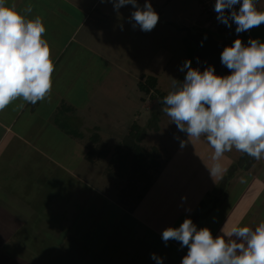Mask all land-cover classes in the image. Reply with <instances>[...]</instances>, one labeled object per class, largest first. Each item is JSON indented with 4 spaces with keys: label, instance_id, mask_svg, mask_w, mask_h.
I'll use <instances>...</instances> for the list:
<instances>
[{
    "label": "rangeland",
    "instance_id": "1",
    "mask_svg": "<svg viewBox=\"0 0 264 264\" xmlns=\"http://www.w3.org/2000/svg\"><path fill=\"white\" fill-rule=\"evenodd\" d=\"M70 1L81 2L83 12L63 2L61 11L56 0L17 3L21 13L28 6L38 9V14L30 13L28 18H42L52 58L53 52L63 54L54 64L50 97L30 119L32 129L26 132L30 145L20 154L29 160L22 166L11 162L2 173L3 189L11 195L7 201L25 218L19 232L1 247L10 255L6 263L156 264L151 258L155 253L163 264H181L188 248H181L175 240L165 244L162 232L178 228L185 219H191L197 230L208 228L214 238L223 235L224 226L227 231L236 223L254 230L264 221V157L246 170H235L227 194L205 212L210 205L207 199L216 195L221 176L241 152L235 148L225 152L219 160L222 173L211 176L209 169L216 162L206 137H188L161 111L164 97L172 90V79L181 82L185 78L187 69L180 70L184 62L190 60L196 68L204 53L180 27L188 26L197 38L204 33L216 40L236 39L235 23L227 30L217 17L204 12L200 0H165L164 4H151L159 20L153 30L145 32L139 25L133 27L132 5L117 12L112 0ZM44 2L49 11L44 10ZM137 3L143 8L145 2ZM81 18L82 24L75 28ZM248 31L263 41L264 23ZM85 33L97 36L91 44L95 51L79 52L78 64H70L76 59L60 64L77 42L85 40ZM148 75L156 77V85L140 91L138 81L144 82ZM55 96L66 102L47 119V104L55 102ZM151 111L157 112L155 127L147 128L140 144L157 150L158 172L149 171L146 185L143 179L134 178L133 195L119 200L130 183L106 173L108 154L92 161L84 159L89 135L97 132L100 148L112 151L130 123L147 125ZM181 140L186 141L183 148ZM34 145L42 146L51 161L37 162ZM0 160L6 163L1 153ZM137 194H141L139 201ZM200 200L204 205L197 210ZM134 203L133 209L126 208Z\"/></svg>",
    "mask_w": 264,
    "mask_h": 264
},
{
    "label": "clouds",
    "instance_id": "2",
    "mask_svg": "<svg viewBox=\"0 0 264 264\" xmlns=\"http://www.w3.org/2000/svg\"><path fill=\"white\" fill-rule=\"evenodd\" d=\"M112 3L117 12L132 5L134 28L139 25L149 32L158 23L159 15L148 0L143 8L137 0ZM214 11L229 28L235 23L236 33L264 23V10L258 9L257 0H216ZM31 12V6L21 13L0 0V111L18 99L36 104L50 97L55 70L51 47L44 38L42 18H28ZM221 63L231 70L230 75L218 76L212 66L201 72L186 60L180 69H187L184 81L172 79V90L162 101V111L179 131L196 139L206 137L216 162L209 169L211 176L222 173L219 160L233 148L257 160L264 157V42L250 38L245 46L237 38L222 51ZM180 146L185 147L186 141L181 140ZM221 232L214 238L208 228L197 230L191 219H185L178 228L163 230L162 240L165 244L175 240L188 248L181 264H264V221L254 230L236 223ZM151 258L163 264L155 253Z\"/></svg>",
    "mask_w": 264,
    "mask_h": 264
},
{
    "label": "crops",
    "instance_id": "3",
    "mask_svg": "<svg viewBox=\"0 0 264 264\" xmlns=\"http://www.w3.org/2000/svg\"><path fill=\"white\" fill-rule=\"evenodd\" d=\"M19 1L20 0H7V3L9 5H15V7H17V10H19V8L17 6V3ZM56 1H57V4H59V6H57V8L61 11H63V10L61 9L60 5H61V2H63V3L74 4L73 8L76 11H78L79 13L83 12V10L81 9V7L79 5V3H81V2H78V1L71 2L70 0H56ZM143 1L145 2V0H143ZM164 1L165 0H151V4H153V3H159V4L163 3L164 4ZM43 6H44V10H48V11L50 10V6L48 3L46 4L44 2ZM199 6H200V4H199ZM257 7L259 10H263L264 9V0H257ZM200 9H201V6H200ZM65 10H66V8H65ZM42 11H43V9H42ZM31 13L38 14V9H36V8L33 9ZM65 14H67V13H65ZM99 17H101V16H99ZM83 20H84L83 18L79 19L76 22L75 28L80 26L82 24ZM91 21H94V17L91 18ZM75 30L76 29H74V31ZM246 32L249 34V38L247 39L248 41L250 38L251 39H257L248 30ZM83 35L85 36V40L77 42L74 50H72V52L70 54L66 55V57L64 58V60L60 64H69V62H71L72 59L77 58V56L79 55V52H81L82 50L83 51L84 50H88V51L90 50L92 52L95 51L94 48H92L91 44H92V42H95V38H97V36L95 34H89V33H85ZM109 38L113 39L112 36H110ZM261 42H264V39ZM62 54L63 53H60L59 55L56 56V52H53L54 58H52V60H53L54 64L55 63L57 64V61L61 58ZM70 64H78V59H76L73 63H70ZM71 73L73 74L74 72H71ZM51 91H52V89H51ZM54 98L56 99L55 102L51 101L47 104L49 106V111L47 113V119L50 117L51 118L54 117L53 115H55V111L59 108L58 105L60 103L66 102V101H64V99L62 97H56L55 96ZM44 102L45 101L41 100V101H38L36 104H31L30 107H28V110H26L27 111L26 112L25 108L27 109V106L29 103L23 101L22 99H18L16 101H14L12 104H10L8 107H6L3 111H0V153L2 154V158L6 159L5 164L2 163L3 160H0V264H7L6 262L10 256V255L8 256L7 253H3V249H1V247L4 246L12 237H14V235H16L19 232V230L21 229V226L24 225V221H25V218H23L21 216V215H23L21 213V210H19V213L15 212L13 209V206H14L13 202L11 204V201H7V199H9L11 195L9 192H7L3 189L4 188V185H3L4 180L2 181V173L4 172V170L6 169L7 166L11 165V162H17L16 164H19L22 166V165H25V163L29 160L28 158H25L24 156H22L20 154L25 150L26 146L29 144V142L27 140L28 136L26 135V132H28V131H30V129H32L30 126L32 123L30 121V119H31L32 115H35V113H37V111H39L38 106L41 104H44ZM21 105H23V106L21 107ZM66 110H68V109H66ZM25 112L27 113V115L26 114L22 115ZM34 147L35 148H34L33 154H36L35 159H37V162H39L41 160H47L49 162L51 161V155L46 154V152L42 146H40V145L35 146L34 145ZM32 157H34V156H32ZM38 159H39V161H38ZM16 160H18V161H16ZM22 162L24 164H21ZM30 162H32V161L30 160ZM16 164L12 163V166H15ZM23 171L26 173L25 168L23 169ZM4 193H6V194H4ZM10 205H12V206H10ZM17 205L18 204L16 202L15 206H17Z\"/></svg>",
    "mask_w": 264,
    "mask_h": 264
},
{
    "label": "trees",
    "instance_id": "4",
    "mask_svg": "<svg viewBox=\"0 0 264 264\" xmlns=\"http://www.w3.org/2000/svg\"><path fill=\"white\" fill-rule=\"evenodd\" d=\"M229 29L232 30L233 27H228L227 30ZM238 35H242L246 38L244 32L238 33ZM156 82L157 80L155 76L148 75L145 77L144 82L138 81V89L140 91L147 92L149 87H154L156 85ZM156 118L157 112L151 111L146 126H140V124H138L136 121L130 123L126 129V132L124 133V136L122 137V141L116 144L112 151L100 148L99 135L97 132L89 135L90 145H88L83 154L84 159L87 161H92L95 158H101L108 154L109 159L105 169L106 173L111 177L127 178V181L130 183L128 185L129 189L126 190V192L123 190L120 192L119 200H123L122 198H125L126 195L128 196V194L131 196L132 191L135 188L133 187L134 178L139 180L143 179L145 183L144 185H146L148 184L149 171L158 172L160 161L157 150L154 147L146 149L140 144L147 131V128L155 127L154 121ZM255 161L256 159L252 158L246 153L241 152L236 161L229 164L226 173L221 176L219 181L218 192L216 195H212L207 199V202L210 203V205L208 206L207 210H205V212L210 211L219 201L222 200L223 196L227 194L226 187L233 172L237 169L246 170L250 168ZM136 198L139 201L141 199V194H137ZM203 205L204 200H200L197 210L202 208ZM134 207L135 203L133 205H129L126 208L131 210ZM205 214L206 213H203L202 215L204 216Z\"/></svg>",
    "mask_w": 264,
    "mask_h": 264
},
{
    "label": "water",
    "instance_id": "5",
    "mask_svg": "<svg viewBox=\"0 0 264 264\" xmlns=\"http://www.w3.org/2000/svg\"><path fill=\"white\" fill-rule=\"evenodd\" d=\"M180 29L186 30L188 36L204 49V53L198 59L196 69L203 72L207 67L212 66L215 69V74L218 76H227L231 74V70L221 63V53L225 47L231 46L235 39L216 40L212 35L197 38L196 36L190 34L188 26L183 25ZM237 38L241 39L242 43L247 46L248 40L244 36L239 35ZM183 81H181V83Z\"/></svg>",
    "mask_w": 264,
    "mask_h": 264
},
{
    "label": "built area",
    "instance_id": "6",
    "mask_svg": "<svg viewBox=\"0 0 264 264\" xmlns=\"http://www.w3.org/2000/svg\"><path fill=\"white\" fill-rule=\"evenodd\" d=\"M216 0H200V3L202 5V9L207 15L216 17L217 13L214 11V5H215ZM242 3V0H241ZM235 9L238 11L239 10V5L235 6ZM227 12V10H226Z\"/></svg>",
    "mask_w": 264,
    "mask_h": 264
},
{
    "label": "flooded vegetation",
    "instance_id": "7",
    "mask_svg": "<svg viewBox=\"0 0 264 264\" xmlns=\"http://www.w3.org/2000/svg\"><path fill=\"white\" fill-rule=\"evenodd\" d=\"M203 34V36L202 37H204L205 35H204V33H202ZM206 34V33H205ZM221 40H223V39H221Z\"/></svg>",
    "mask_w": 264,
    "mask_h": 264
}]
</instances>
